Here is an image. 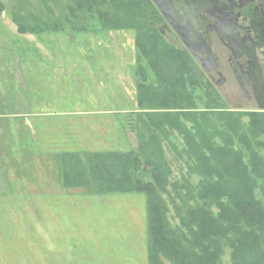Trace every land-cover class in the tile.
Masks as SVG:
<instances>
[{"label":"rangeland","instance_id":"obj_1","mask_svg":"<svg viewBox=\"0 0 264 264\" xmlns=\"http://www.w3.org/2000/svg\"><path fill=\"white\" fill-rule=\"evenodd\" d=\"M0 2V59L5 56L11 60H1L0 63L14 64V54L17 66L24 63L29 70L36 63L42 64L37 61L40 55L41 58H45L46 54L53 55L56 69L64 61V68L59 71L55 69L53 74L42 79L34 77L32 72H18V97L23 96L27 100L39 97L43 104L37 110H32V115L14 118V112L24 114L30 110L0 109V115L6 116L0 119V126L5 128V132L0 133V155L8 156L0 161L10 169L8 172L0 171L3 191L9 194L16 178L19 179L16 183L20 179L26 184L36 180L41 174L35 171V167L42 165V162L55 167L53 180L57 179L58 165L51 155L59 152L137 148L140 123L138 83L142 81L143 73L147 74V83L155 82V75L136 46V32L132 29L106 30L98 16L93 15L83 22L74 20L76 29L68 20L58 32L23 33L16 19L29 25L52 22L54 17L68 15L67 8H60L65 0ZM165 24L167 22L162 14L156 17L155 26L163 31L166 39L175 46L184 47L176 32ZM221 47L216 45L215 51L224 58L226 52ZM202 69L206 80L207 71ZM262 84L261 95L252 101L233 82L219 87L214 85L220 95L218 100L213 99L216 102L210 100L211 97L201 85L188 84L187 89L192 93L196 105L191 113L196 114V122L201 126L205 124L204 129L210 133L225 128L224 121L226 124L229 122L224 119V113L229 110L242 112L240 121L247 124L251 120L247 113L264 111ZM1 86L0 96L8 97ZM37 88L42 92H38ZM203 112H208L205 119ZM37 113L38 116L33 115ZM16 123L24 127L21 141L13 140ZM185 123L188 128L193 127V122ZM174 137L171 139L175 147L178 150L184 148V138L179 132H174ZM260 139L264 141V134ZM163 144L165 156L173 169L171 179L181 180L187 174L188 155L184 153L180 156L179 151H175L167 141H163ZM258 150L264 155V146ZM17 166L23 172L20 173ZM40 177L49 179L45 175ZM196 181L194 179L193 182ZM25 187L18 193L20 197L17 195L21 205L0 206V246L5 241L9 253L14 254L18 261L35 260L36 264L37 260L39 264H49V259L54 255L51 249L55 248L58 250L55 259H59L61 264L64 261L65 264H136L134 252L137 251L141 256L143 253L147 261L148 214L144 193L89 194L83 188H71L55 201L34 206L31 200L37 199L32 193L26 194V190L30 192V186ZM16 190L12 189L13 192ZM70 191L71 194L66 193ZM256 195L264 202V185ZM14 210L17 213H12ZM36 212L41 219L35 224L33 232H37L35 229L44 232L32 235L30 224ZM170 218L173 225L179 221L171 204ZM166 264L170 263L166 261ZM222 264H231L227 247Z\"/></svg>","mask_w":264,"mask_h":264},{"label":"trees","instance_id":"obj_2","mask_svg":"<svg viewBox=\"0 0 264 264\" xmlns=\"http://www.w3.org/2000/svg\"><path fill=\"white\" fill-rule=\"evenodd\" d=\"M60 8H67L68 15L52 22L15 21L23 33L58 32L68 20L76 29L74 20L97 15L106 30L136 32V46L155 75V82L147 83L143 73L138 83L137 148L56 154L63 186L89 194L144 193L149 264H222L226 247L231 264H264V202L256 195L264 185V155L258 150L264 146V111L247 113L251 120L246 124L240 121L242 112L229 110L224 113L229 123L211 133L199 125L187 85H201L212 101L220 95L204 80L190 51L170 43L155 26L161 13L152 0H65ZM202 115L205 119L208 112ZM174 132L184 138L180 150L171 139ZM163 141L180 156L188 155L181 180L171 179ZM170 204L179 220L175 225Z\"/></svg>","mask_w":264,"mask_h":264},{"label":"flooded vegetation","instance_id":"obj_3","mask_svg":"<svg viewBox=\"0 0 264 264\" xmlns=\"http://www.w3.org/2000/svg\"><path fill=\"white\" fill-rule=\"evenodd\" d=\"M197 16L216 59L211 71L197 61L209 83L219 87L233 82L249 101L257 99L264 83V0H214L199 7ZM216 45L225 50L224 58Z\"/></svg>","mask_w":264,"mask_h":264},{"label":"crops","instance_id":"obj_4","mask_svg":"<svg viewBox=\"0 0 264 264\" xmlns=\"http://www.w3.org/2000/svg\"><path fill=\"white\" fill-rule=\"evenodd\" d=\"M16 55H12V60L14 58V64H8V63H0V86L3 85L5 87L1 86V89H4V92L6 91V93L8 94V97L6 96H0V109H10L13 108L15 111L16 110H30L27 111L23 114V112L17 113L14 112V114L12 115V117L17 118V117H24V116H28V115H32L31 111L34 109H38L40 107L43 106L42 102L39 100V97H30L31 99H24L23 96H19L17 95V78L19 76L18 72H22L23 70L25 72L28 71L32 72V74L34 75V77L38 78V79H42L44 76H50L51 74H53L55 72L56 67H54V56L51 54H46L44 57L45 58H41L42 55H40L37 59V61H41L42 64L41 65H37L38 63L35 64V66L33 67L32 70L28 69L27 64H19L17 66V64L15 63L16 60ZM1 60H7L8 58L3 56L1 57ZM10 62V58L8 59ZM48 61H52V63H48ZM26 65V66H25ZM64 68V61H62L61 64H59L57 66V71H59L60 69ZM2 83V84H1ZM9 86V87H8ZM20 89V87H18ZM38 92H42V90L38 89ZM20 91V90H19ZM22 91V90H21ZM20 91V92H21ZM38 95V93H37ZM5 97V98H4ZM41 98V97H40ZM44 94H42V99H44ZM20 99H22L20 101ZM36 102V103H35ZM39 113L37 114H33V115H37L38 116ZM5 116V115H4ZM4 116L0 115V119L4 118ZM6 117V116H5ZM5 132V128L0 126V133H4ZM23 132H24V127L21 123H16L14 124V131L12 132L14 139L13 140H23L24 136H23ZM61 153V152H59ZM58 154V153H56ZM56 154L51 155L52 158L55 157ZM3 157H8V156H4V155H0V159ZM44 157V155L42 156ZM44 160V159H41ZM41 160H39L41 162ZM55 160V159H53ZM16 165V164H15ZM18 169V171L21 173L23 172L22 168L17 166L16 167ZM9 166L5 165L4 162L0 161V171H4V172H8ZM53 170L55 172V167L53 168V166H49L48 164L45 165V163L42 162V165H38L35 167V171L38 173H40V176L45 175L47 178L49 179H43L42 177H38L36 178V180H32L30 183H24L23 180L20 179V182L16 183L19 179L16 178L14 180V183L11 184L10 186V191L9 194H6L5 191H3L4 189L1 188L2 185L0 186V192H2L0 195V198L3 197L5 199H9L8 201H3L0 199V206H6L8 204L14 206V205H21L22 203L19 200V198L17 197L18 193L21 192L23 189L21 188H26L25 185H29L30 186V192L27 191L26 189V194L28 193H32L33 197L37 200H31V204H35L34 206H38V204H42L46 201H50V200H57L60 198V195H64L65 191L68 189L70 190L71 188H67L64 187L62 182L57 178L55 180H53L54 174H53ZM12 189H18L15 192L12 191ZM71 194L70 192H66ZM20 197V195H18ZM18 201V202H17ZM28 205H30L29 203H27ZM31 206V205H30ZM31 208V207H30ZM16 210V208H15ZM13 211L12 213H17V211ZM37 213V212H36ZM35 214V213H32ZM41 219V217L39 216V213H37L33 219L34 225L31 223L30 224V230L32 235H37L39 232H44L39 231L38 229L37 232H33L34 228H35V224L39 222V220ZM55 247V246H53ZM9 248L7 246V243L4 241L2 243V245L0 246V264H34L35 260L31 261H18L16 256L14 254L9 253ZM51 253H53V257L52 259H49V264H61L59 262V259L56 260L55 259V255L58 254V250L55 249H51ZM134 257H135V263L136 264H149V244H148V225H147V261L145 260V256L142 253V256L140 253L134 252ZM64 261V259L62 260ZM36 264H39L38 261L36 260ZM62 264H65V261L62 262Z\"/></svg>","mask_w":264,"mask_h":264},{"label":"water","instance_id":"obj_5","mask_svg":"<svg viewBox=\"0 0 264 264\" xmlns=\"http://www.w3.org/2000/svg\"><path fill=\"white\" fill-rule=\"evenodd\" d=\"M165 17L168 27L173 29L190 51L196 61L202 63L207 71L216 66V59L211 46L202 33L198 20L197 9L214 0H152ZM220 80L218 83L221 84Z\"/></svg>","mask_w":264,"mask_h":264}]
</instances>
